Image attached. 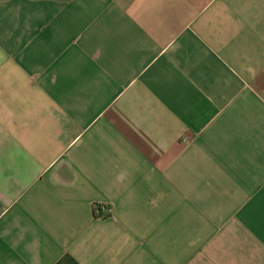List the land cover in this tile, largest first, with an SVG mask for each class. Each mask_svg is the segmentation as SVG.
<instances>
[{"label":"crops","instance_id":"0c3cea01","mask_svg":"<svg viewBox=\"0 0 264 264\" xmlns=\"http://www.w3.org/2000/svg\"><path fill=\"white\" fill-rule=\"evenodd\" d=\"M0 264H264V0H0Z\"/></svg>","mask_w":264,"mask_h":264},{"label":"clouds","instance_id":"9594fccd","mask_svg":"<svg viewBox=\"0 0 264 264\" xmlns=\"http://www.w3.org/2000/svg\"><path fill=\"white\" fill-rule=\"evenodd\" d=\"M116 179H117L118 182H123L126 179L125 173L124 172L119 173L117 175Z\"/></svg>","mask_w":264,"mask_h":264}]
</instances>
